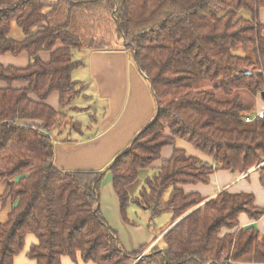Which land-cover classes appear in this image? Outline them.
Masks as SVG:
<instances>
[{"label": "trees", "instance_id": "1", "mask_svg": "<svg viewBox=\"0 0 264 264\" xmlns=\"http://www.w3.org/2000/svg\"><path fill=\"white\" fill-rule=\"evenodd\" d=\"M61 6L65 22L55 26L50 19ZM263 8L264 0H0V55L29 58L26 68L0 66L6 84L0 89V182L6 185L0 201L13 203L0 223V264H14L27 235L37 240L26 254L35 264H61L66 256L76 261L77 254L93 264H264V229L238 223L242 214L252 222L264 215L253 194L221 192L205 201L182 188L207 185L219 170L241 174L264 162V119H244L264 101ZM13 24L22 40L10 37ZM119 46L148 83L154 116L105 171L59 169L52 134L62 125L68 133L84 130L68 114L81 110L72 102L83 91L71 78L81 65L72 56ZM238 48L250 56L233 55ZM52 93L57 111L46 104ZM176 141L211 163L176 148ZM166 146L171 156L132 196L139 170L159 161ZM256 169L264 179V164ZM105 173L123 222L131 205L150 211L151 220L168 213L179 219L159 239L162 247L145 253L148 246L120 247L98 207Z\"/></svg>", "mask_w": 264, "mask_h": 264}, {"label": "crops", "instance_id": "2", "mask_svg": "<svg viewBox=\"0 0 264 264\" xmlns=\"http://www.w3.org/2000/svg\"><path fill=\"white\" fill-rule=\"evenodd\" d=\"M259 21L264 24V8L259 12ZM16 33L18 34L17 38H21H16V40H22L23 36L19 32ZM262 36L264 38V31ZM60 46L61 43H57L55 47L59 48ZM45 53L47 54L44 57L41 54V59L44 62L49 57V53ZM79 53L75 62L81 64L78 68H83L88 73V78L84 77L93 86L91 100L94 103L99 101L101 105H104V108L101 110L102 116L96 110H93V113L89 117L87 116L85 123L77 120L83 126L82 133H67L63 140L56 142L54 137L51 136L54 139L53 164L62 170L105 171L114 157L129 146L136 133L151 121L156 107L148 83L139 73L131 55L123 48L119 46L107 48L103 51ZM28 63L29 58L26 53H21L16 57L10 53L0 55V66L26 68ZM73 74L74 71L71 74L72 79ZM82 80L78 79L77 81L82 82ZM5 86L6 84L3 81L0 82V89ZM80 96L85 97L83 94ZM46 104L56 111L59 110L58 95L52 93ZM256 104L255 110H264V101L261 102L258 99ZM79 106L83 105L72 103L74 108L90 109ZM20 124L33 126L35 123L21 122ZM175 147L185 150L190 156L198 157L205 164L211 163L209 158L193 150L183 141H176ZM161 151L160 160L155 162L151 168L139 170L137 184L129 189L131 195L138 187L143 185L144 180L150 175V170L157 171L161 162L166 161L173 152L171 146H166ZM209 179L210 182L207 185L183 186L184 193L199 194L205 201L211 200L221 192L253 194L255 206L264 208V179L259 177L257 169L241 174L219 170L211 174ZM103 182L104 184L98 195V207L107 225L116 232L122 249L134 252L141 246H148L144 251L145 253L152 249L155 244H160L159 239L161 236L179 221V219L172 221V216L169 217L168 226L159 228V232H155L154 235L149 230V225H137L131 222L129 216V222H123L109 173H105ZM5 187L6 185L0 182V196L4 193ZM12 206L13 203L10 199L6 200L5 203L0 201V223L6 222ZM149 219L150 217L145 220L149 223ZM238 223L240 228L254 224L256 229L262 232L264 229V215L257 222H252L245 214H242L238 219ZM161 231L163 233H160ZM36 242L37 240L33 235H27L24 241V249L15 257L14 264H35V261L27 258L26 254L31 246L37 244ZM76 257V261L67 256L62 257L61 264H93L92 262H84L78 254Z\"/></svg>", "mask_w": 264, "mask_h": 264}, {"label": "rangeland", "instance_id": "3", "mask_svg": "<svg viewBox=\"0 0 264 264\" xmlns=\"http://www.w3.org/2000/svg\"><path fill=\"white\" fill-rule=\"evenodd\" d=\"M66 13H67V9L65 6H61L59 8V10L51 17L50 21L53 25L55 26H59L61 24H63L65 22V17H66ZM239 16L242 17H246V18H250V15L243 12V11H239L238 13ZM12 32H10V37L12 39H15L18 37V34L16 32H19L20 35H22L21 30L16 26V24L12 26L11 28ZM24 37V36H23ZM22 37V39H23ZM17 39H21V38H17ZM47 53H43L42 57H44V55ZM79 52H75V54L72 56V62L75 63V61H77V57L79 56ZM233 55L235 56H241V57H247L250 56L251 51L250 50H243V48H238L235 51L232 52ZM84 76H86L88 78V73L86 70H84L83 68H77L74 70V74H73V79L74 80H78V79H83L82 82H80L83 86V91L82 94L85 95V97H81V96H77L76 99L73 100V104H79V105H83V106H79L82 108H90L87 110H81V111H77V112H70L69 111V117L72 118V120H79L83 123L86 122L87 120V116L89 117L91 115V113H93V110H96L98 112L99 115L102 116V111L104 108V105L99 102V101H95V103L91 100V96L93 95V86L92 83L86 79ZM77 77V78H76ZM76 78V79H75ZM75 81V82H76ZM79 82V81H78ZM203 86H205V88H208L206 90H209L211 88V85L209 84H203ZM220 94H218L219 96ZM242 101L245 103H251L250 99L248 96H244L242 97ZM256 108V107H255ZM69 130V126H65L62 125V128L57 130L55 133L52 134V136L56 141L59 140H63V138L66 137L67 133ZM59 132H61V134H59ZM71 134H75L74 132H72ZM262 164H264V162H262ZM260 164V165H262ZM260 165H257V167H259ZM255 168V169H256ZM154 173H156L155 170H150V175L148 177H151ZM140 187H138L134 194H132V196H136L138 194ZM128 216L131 220V222H134L135 224L139 225H149V230L152 232V234L154 235L155 232H159V228H164L166 226H168V221L169 217H171V214H162L160 217L154 218L153 220L149 219V223L147 220H145L146 218L148 219L151 214L150 211L146 210L145 208L142 207H136L134 205L129 206L128 208ZM163 244V243H162ZM162 244H160V246L162 247Z\"/></svg>", "mask_w": 264, "mask_h": 264}, {"label": "built area", "instance_id": "4", "mask_svg": "<svg viewBox=\"0 0 264 264\" xmlns=\"http://www.w3.org/2000/svg\"><path fill=\"white\" fill-rule=\"evenodd\" d=\"M250 71H245L244 75H250ZM246 123H252L256 119H264V110H255L253 113H250L248 116L245 118Z\"/></svg>", "mask_w": 264, "mask_h": 264}]
</instances>
